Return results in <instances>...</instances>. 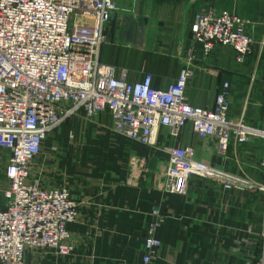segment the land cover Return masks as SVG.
<instances>
[{
    "label": "crops",
    "instance_id": "0c3cea01",
    "mask_svg": "<svg viewBox=\"0 0 264 264\" xmlns=\"http://www.w3.org/2000/svg\"><path fill=\"white\" fill-rule=\"evenodd\" d=\"M116 2L119 10L106 26L108 41L100 59L128 69L130 80L151 74L159 88L187 66L197 11L216 7L239 15L255 41L253 52L239 62L233 47L216 46L205 55L202 45H196L187 96L193 105L213 108L229 83V117L263 125L264 0ZM141 17L146 21L138 46ZM169 135L162 128L155 146L134 143L115 134L107 110L95 119L81 111L50 133L32 172L45 186H67L79 202V215L70 225L74 251L58 258L29 248V264H140L155 208L165 221L159 230L163 247L151 264H255L264 258V188L246 184L226 189L199 177L190 179L185 194L160 187L166 147L172 145L192 146L197 159L264 186V140L232 143L223 154L214 138L199 136L191 123L178 137Z\"/></svg>",
    "mask_w": 264,
    "mask_h": 264
},
{
    "label": "built area",
    "instance_id": "2783aa9c",
    "mask_svg": "<svg viewBox=\"0 0 264 264\" xmlns=\"http://www.w3.org/2000/svg\"><path fill=\"white\" fill-rule=\"evenodd\" d=\"M118 10L116 0H0V264H29V248L58 258L73 253L70 225L79 202L67 186H45L32 171L49 134L81 111L95 119L107 110L116 135L149 147L158 143L162 128L178 137L188 123L199 136L214 138L223 154L232 143L264 140V123L250 126L229 117V83L213 108L193 105L187 96L196 45L205 55L216 46L233 47L239 62L253 52L255 41L239 15L216 7L197 11L187 66L159 88L151 74L130 80L128 69L101 61L106 26ZM166 150L160 187L167 192L185 194L192 177L226 189L264 188L197 159L192 146ZM152 214L140 264H151L163 247L165 217L159 208Z\"/></svg>",
    "mask_w": 264,
    "mask_h": 264
},
{
    "label": "water",
    "instance_id": "95a60500",
    "mask_svg": "<svg viewBox=\"0 0 264 264\" xmlns=\"http://www.w3.org/2000/svg\"><path fill=\"white\" fill-rule=\"evenodd\" d=\"M146 19L141 17L139 19V25L137 29V37H136V44L141 46L143 44V35H144V23Z\"/></svg>",
    "mask_w": 264,
    "mask_h": 264
},
{
    "label": "rangeland",
    "instance_id": "374dc122",
    "mask_svg": "<svg viewBox=\"0 0 264 264\" xmlns=\"http://www.w3.org/2000/svg\"><path fill=\"white\" fill-rule=\"evenodd\" d=\"M2 168H3V165L0 164V170H2ZM0 198H1V195H0Z\"/></svg>",
    "mask_w": 264,
    "mask_h": 264
}]
</instances>
